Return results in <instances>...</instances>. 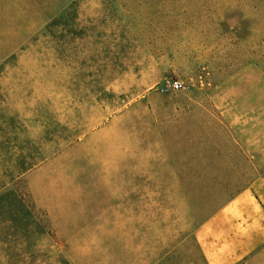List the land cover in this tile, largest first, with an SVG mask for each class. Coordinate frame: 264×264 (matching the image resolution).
<instances>
[{
	"label": "rangeland",
	"instance_id": "rangeland-1",
	"mask_svg": "<svg viewBox=\"0 0 264 264\" xmlns=\"http://www.w3.org/2000/svg\"><path fill=\"white\" fill-rule=\"evenodd\" d=\"M256 179L264 0H0V264H204Z\"/></svg>",
	"mask_w": 264,
	"mask_h": 264
},
{
	"label": "crops",
	"instance_id": "crops-1",
	"mask_svg": "<svg viewBox=\"0 0 264 264\" xmlns=\"http://www.w3.org/2000/svg\"><path fill=\"white\" fill-rule=\"evenodd\" d=\"M204 264H242L264 248V180L256 179L193 232Z\"/></svg>",
	"mask_w": 264,
	"mask_h": 264
},
{
	"label": "built area",
	"instance_id": "built-area-1",
	"mask_svg": "<svg viewBox=\"0 0 264 264\" xmlns=\"http://www.w3.org/2000/svg\"><path fill=\"white\" fill-rule=\"evenodd\" d=\"M170 88L173 91H179V90L182 89V84L177 82V81H174V82L171 83Z\"/></svg>",
	"mask_w": 264,
	"mask_h": 264
}]
</instances>
